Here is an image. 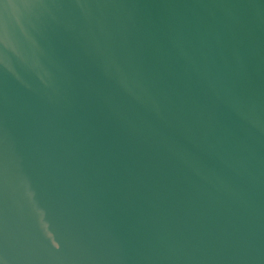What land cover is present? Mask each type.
<instances>
[{
	"label": "water",
	"instance_id": "1",
	"mask_svg": "<svg viewBox=\"0 0 264 264\" xmlns=\"http://www.w3.org/2000/svg\"><path fill=\"white\" fill-rule=\"evenodd\" d=\"M0 264H264V0H0Z\"/></svg>",
	"mask_w": 264,
	"mask_h": 264
}]
</instances>
